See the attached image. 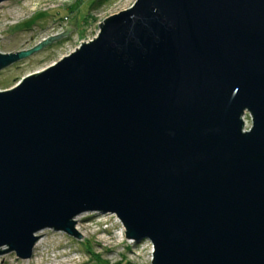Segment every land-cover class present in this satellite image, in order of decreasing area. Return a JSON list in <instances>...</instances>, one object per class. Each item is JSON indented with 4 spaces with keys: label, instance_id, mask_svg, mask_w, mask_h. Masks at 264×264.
Segmentation results:
<instances>
[{
    "label": "water",
    "instance_id": "obj_1",
    "mask_svg": "<svg viewBox=\"0 0 264 264\" xmlns=\"http://www.w3.org/2000/svg\"><path fill=\"white\" fill-rule=\"evenodd\" d=\"M99 26L0 91V257L97 213L152 264H264V0H137Z\"/></svg>",
    "mask_w": 264,
    "mask_h": 264
},
{
    "label": "rangeland",
    "instance_id": "obj_2",
    "mask_svg": "<svg viewBox=\"0 0 264 264\" xmlns=\"http://www.w3.org/2000/svg\"><path fill=\"white\" fill-rule=\"evenodd\" d=\"M137 0H9L0 5V53L27 52L50 37L71 30L43 46L35 54L0 72V91L18 86L30 75L40 73L75 52L82 43L97 37L100 24L127 11ZM9 35L5 37L6 35ZM245 130L252 127L244 116ZM79 222L83 238L45 230L42 245L30 260L14 253L0 257V264H152L153 246L148 240L131 243L114 215L88 213ZM123 231V235L119 233Z\"/></svg>",
    "mask_w": 264,
    "mask_h": 264
},
{
    "label": "bare ground",
    "instance_id": "obj_3",
    "mask_svg": "<svg viewBox=\"0 0 264 264\" xmlns=\"http://www.w3.org/2000/svg\"><path fill=\"white\" fill-rule=\"evenodd\" d=\"M2 5V4H1ZM76 221H77V225H76V229H77V231L78 232H81V227H80V224H79V222H81L82 221V219H81V216H79V217H77L76 219H75ZM121 235H123V231L121 232V233H119V236H121ZM130 243L132 242V241H130V240H128ZM41 245H42V242H41V238H40V240L38 241V243H37V245H36V250L37 249H39L40 247H41Z\"/></svg>",
    "mask_w": 264,
    "mask_h": 264
}]
</instances>
